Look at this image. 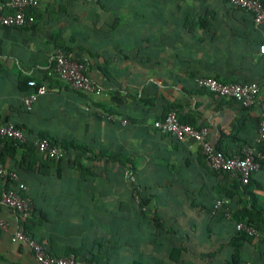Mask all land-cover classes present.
Listing matches in <instances>:
<instances>
[{
    "label": "crops",
    "instance_id": "obj_1",
    "mask_svg": "<svg viewBox=\"0 0 264 264\" xmlns=\"http://www.w3.org/2000/svg\"><path fill=\"white\" fill-rule=\"evenodd\" d=\"M31 11L29 27L0 25V124H16L30 141L47 136L87 147L68 154L90 172L67 160L39 172L40 161L34 168L28 161L19 165L20 152L12 156L7 152L13 149L0 146V159L21 170L25 194L34 200L30 233L57 255L74 249L81 260L96 253L97 242H115L125 261L225 264L233 254L234 222L212 208L230 180L210 172L198 144L178 141L153 122L177 106L185 123L208 128L212 145L234 153L253 140L264 101L258 52L264 25H254L227 0H38ZM56 49L84 61L101 93L61 80L54 71ZM202 76L255 80L258 102L244 107L200 90L195 78ZM30 78L48 92L27 109ZM235 121L236 137L229 131ZM111 152L127 156L132 181L119 161L107 160ZM253 177L256 203L264 206V165ZM4 183L0 178V193ZM134 186L149 197L144 213L135 206ZM156 214L161 230L152 221ZM1 215L7 226L0 229V264H38L26 244L11 240L15 212L3 206ZM236 258L264 264V241H244ZM110 262L116 263L112 256Z\"/></svg>",
    "mask_w": 264,
    "mask_h": 264
},
{
    "label": "built area",
    "instance_id": "obj_2",
    "mask_svg": "<svg viewBox=\"0 0 264 264\" xmlns=\"http://www.w3.org/2000/svg\"><path fill=\"white\" fill-rule=\"evenodd\" d=\"M231 5L245 8L252 11L255 25H264V5L260 0H227ZM38 6V0H0V25L29 27L34 21V15L29 12ZM258 50L264 55V38L258 45ZM54 71L56 75L74 89L87 94H100L102 88L96 84L85 72L84 63L73 59L60 49H56L53 56ZM29 86L33 91L23 98L24 106L31 108L32 103L39 95L48 92V87L38 84L35 80H29ZM195 85L207 91L214 92L219 96L229 97L239 101L244 107L254 106L258 102L259 84L257 82L239 83L222 82L214 77L202 76L195 78ZM261 118L257 134L251 145L245 146L241 153L227 155L216 149L208 140V128L205 126L196 127L179 120L175 109L166 112L162 119L153 122V127L163 133H170L178 141H193L200 147L211 168L218 171H229L240 177L242 183H248L252 173L259 169V162L255 159L256 145L264 141V101L260 102ZM125 120H123L124 122ZM11 138L18 141H25L26 134L12 122L0 124V146L2 139ZM36 146L39 152L49 157L60 158L64 155L62 148L53 145L47 139H38ZM0 178L10 180L11 187L3 189L0 193V229H5L7 223L1 215L3 206L10 207L16 214L18 226L11 235V240L27 245L33 254L34 259L40 264H83L76 260L74 254L67 256H54L49 253L45 242L38 241L28 234L23 225L33 209L31 201L22 192L26 190L25 183L14 171H9L0 164ZM227 200L224 197L217 198L213 203L212 211L223 206ZM236 229L245 231L249 235L260 236V233L244 222H237Z\"/></svg>",
    "mask_w": 264,
    "mask_h": 264
},
{
    "label": "trees",
    "instance_id": "obj_3",
    "mask_svg": "<svg viewBox=\"0 0 264 264\" xmlns=\"http://www.w3.org/2000/svg\"><path fill=\"white\" fill-rule=\"evenodd\" d=\"M226 1V0H225ZM261 3L264 5V0H260ZM229 3V2H228ZM230 4V3H229ZM231 5V4H230ZM231 8L234 10H241L247 14H249L252 18L253 24L255 25L254 22V16L252 11L247 10L245 8L242 7H238V6H233L231 5ZM29 12L32 13L31 10H29ZM259 52V50H258ZM260 53V52H259ZM261 54V53H260ZM264 60V55L261 54ZM72 57V56H71ZM75 60H78L74 57H72ZM82 63H84L85 68H86V63L82 60H78ZM86 74L88 75L87 69L85 70ZM89 76V75H88ZM90 77V76H89ZM29 80H34V79H28L27 83L29 82ZM218 80V79H217ZM220 81V80H219ZM239 82V83H250V82H254L255 80H236V81H230V80H223L222 82ZM37 82V81H36ZM39 84V82H38ZM29 85V84H28ZM197 87V86H196ZM200 90H205L204 88H200L197 87ZM209 93L214 94L215 96H219L218 94L214 93V92H210ZM221 97V96H220ZM223 97V96H222ZM233 99V98H231ZM234 101L238 102L239 104H241L239 101H237L236 99H233ZM242 105V104H241ZM243 106V105H242ZM252 107V106H251ZM175 109L177 112V116L179 118L180 121L182 122H187L185 120H183L181 117H179L178 114V108L177 106H169L168 110L170 109ZM102 117H106L110 119V117L113 115L110 114H103V113H99ZM106 115V116H105ZM165 116V115H164ZM261 116L259 115V119H258V125H257V130H258V126H259V121H260ZM125 120V119H124ZM237 121H235L233 123V125L230 127L229 131H233V129L235 130V125H236ZM193 124V123H191ZM194 126H198L196 124H193ZM19 127V126H18ZM158 130V129H157ZM236 133L237 130H235V133L233 134L236 137ZM26 134V133H25ZM170 134V133H167ZM257 134V133H256ZM171 135V134H170ZM173 136V135H172ZM47 139L50 143H52L55 146H58L60 148H62V150L64 151V155L60 158H54V157H49L46 154L39 152L38 148L36 146V142L34 141H30L27 137L26 134V140L25 141H18V140H14L11 138H4L2 139V145H1V149H7V148H11L13 149L11 152H7L8 154L12 155L14 154V151L20 152V158H19V165H23L24 162L28 161V167L30 166V168H34V165L36 163V161H40V165L38 166L39 168V172H44L43 170H41V167L44 166H60V164H62L63 161H68V165L71 167H75L77 169H79L82 173H89L90 169L87 166H83L81 164H76L74 160H69L71 158H69V150L74 149V148H78L81 149L82 151H89L87 147H84L82 145H78L76 144L74 141H57L56 139L47 137V136H41L40 139ZM253 140H247L245 139V145L240 148L238 151H235L234 153L230 152L229 150H227L223 145H219L216 144L214 145V147L222 152H224L227 155H234V154H239L241 153L242 149L247 146V145H251L253 143ZM264 141H262L261 143H258L256 145V152L260 153V155L255 154V159L256 161L259 162V169H261L264 165ZM105 157L107 158V160H111V161H116V162H120L123 166L124 169L127 168V173H128V180L132 181V171L131 166L128 165V159L127 156L124 154V157L119 153V152H111V153H106ZM206 158V157H205ZM0 164H2L6 169H8L9 171H14L16 172L20 179H21V170L19 171L18 169H16L15 167H9L6 166L4 163V159H0ZM209 165V164H208ZM209 170L210 172L214 173V174H221L224 178L229 179L230 181H228L227 183L223 184L222 187H220V191H222L225 195L224 198H226L227 202L223 204L222 207H220L219 209H217L215 212H213V214L215 215L217 212H220L221 215H225L227 214V216L230 218V220H232L234 222V233L233 235L230 237L229 239V244L230 246L233 247V254L231 256L230 259H228L226 261L225 264H248L246 261L245 262H241L239 261L236 256L239 253L240 250V246L244 241H252L255 238L258 239L259 241H264V206L258 205L256 203V197L254 192V189L256 188V186L258 185V181L253 177V174L250 176V179L248 181V183H242L240 177L233 175L232 173H230L229 171H218L215 170L213 168H211V166L209 165ZM3 179V178H1ZM4 180V179H3ZM4 188L3 189H7L9 187H11L10 184V180L5 179L4 180ZM22 194L27 197L32 205H33V209L31 211V213L29 214V216L23 220V225H24V229L25 231L30 234L33 238L37 239L38 241H42L41 239L35 237L33 234H31L30 232V228H29V221L34 218V216L36 215L35 213V206H34V200L29 197L27 195V193L25 194V191L22 192ZM133 199L135 202V206L137 208L140 209L141 212H145L144 209H146L148 207V202H149V197L147 195L144 194V192H141V189L139 186H134V194H133ZM8 207V206H6ZM10 208V207H8ZM11 209V208H10ZM12 210V209H11ZM13 211V210H12ZM145 215V214H144ZM226 216V215H225ZM159 215H153L152 216V221L154 222L155 227L158 230H161L164 228V225L162 223V221L159 218ZM244 222L245 224L249 225L250 227L254 228L255 230H257L260 233V236H254V235H249L247 234L245 231L242 230H238L236 229L235 225L237 222ZM17 224H18V220H17ZM116 243L114 242L113 245L108 246L107 244H103L101 242H97L96 243V253L93 252L92 256L89 259L86 260H81V258L78 257L77 251L74 249H71L72 252H74V256L76 258V260L80 263L83 264H145L139 260H133V261H125L122 253L120 254V246H116ZM49 253H51L54 256H59L57 255L56 252L53 251V249H51V247L45 243ZM182 247H177V257H179L180 251H181ZM32 253V252H31ZM71 254L70 252L67 253V255ZM116 254V255H115ZM33 255V254H32ZM65 255V256H67ZM113 257V261L116 263H112L110 262V257ZM118 257V259L116 258ZM121 257V259H120ZM37 262V261H36ZM38 263V262H37ZM40 264V263H38ZM181 264V263H179Z\"/></svg>",
    "mask_w": 264,
    "mask_h": 264
}]
</instances>
